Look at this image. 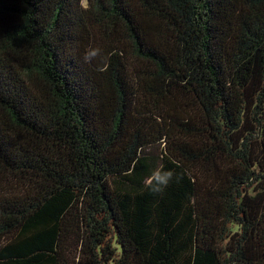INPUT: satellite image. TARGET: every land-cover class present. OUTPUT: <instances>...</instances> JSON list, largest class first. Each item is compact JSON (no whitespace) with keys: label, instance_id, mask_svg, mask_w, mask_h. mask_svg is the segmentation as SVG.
<instances>
[{"label":"trees","instance_id":"trees-1","mask_svg":"<svg viewBox=\"0 0 264 264\" xmlns=\"http://www.w3.org/2000/svg\"><path fill=\"white\" fill-rule=\"evenodd\" d=\"M110 263L264 264V0H0V264Z\"/></svg>","mask_w":264,"mask_h":264},{"label":"clouds","instance_id":"clouds-1","mask_svg":"<svg viewBox=\"0 0 264 264\" xmlns=\"http://www.w3.org/2000/svg\"><path fill=\"white\" fill-rule=\"evenodd\" d=\"M100 54V49H90L85 55V62H90ZM149 190L154 194H160L175 180L179 182L182 179L172 170H164L163 168L154 169L146 178Z\"/></svg>","mask_w":264,"mask_h":264},{"label":"rangeland","instance_id":"rangeland-1","mask_svg":"<svg viewBox=\"0 0 264 264\" xmlns=\"http://www.w3.org/2000/svg\"><path fill=\"white\" fill-rule=\"evenodd\" d=\"M110 264H114V263H110Z\"/></svg>","mask_w":264,"mask_h":264}]
</instances>
